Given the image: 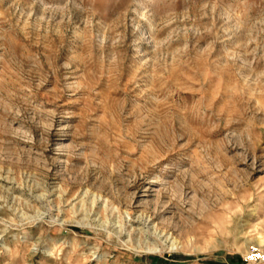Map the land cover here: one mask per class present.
Wrapping results in <instances>:
<instances>
[{
  "label": "rangeland",
  "instance_id": "obj_1",
  "mask_svg": "<svg viewBox=\"0 0 264 264\" xmlns=\"http://www.w3.org/2000/svg\"><path fill=\"white\" fill-rule=\"evenodd\" d=\"M264 0H0V264H264Z\"/></svg>",
  "mask_w": 264,
  "mask_h": 264
},
{
  "label": "built area",
  "instance_id": "obj_2",
  "mask_svg": "<svg viewBox=\"0 0 264 264\" xmlns=\"http://www.w3.org/2000/svg\"><path fill=\"white\" fill-rule=\"evenodd\" d=\"M246 259L249 261L264 263V250L254 248L249 251Z\"/></svg>",
  "mask_w": 264,
  "mask_h": 264
}]
</instances>
